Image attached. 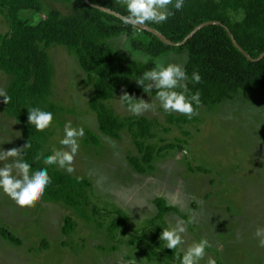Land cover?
<instances>
[{
  "label": "rangeland",
  "instance_id": "1",
  "mask_svg": "<svg viewBox=\"0 0 264 264\" xmlns=\"http://www.w3.org/2000/svg\"><path fill=\"white\" fill-rule=\"evenodd\" d=\"M39 1L43 17L50 10L67 17L73 6L71 0ZM117 1L123 4V0ZM30 17L36 24L41 14ZM229 17L239 22L243 14L231 12ZM8 29L1 12L0 35ZM109 43L118 54L143 64L140 57L144 53L135 51L129 38ZM41 47L53 69L46 106L59 109L41 153L51 155L54 148L62 147L59 141L67 121L84 128L75 172L70 175L55 165L53 171L87 182L81 193L88 204L75 209L43 196L34 205L19 207L0 192V229L8 234H0V264H179L151 260L147 252L155 229L163 231L181 221L186 229L184 250L206 239V251L216 264H264V248L254 239L256 228L264 227V91H238L212 108L200 107L197 123L171 125L166 122L169 114L149 94L137 99L152 107L134 115L120 100L123 91L118 89L107 103L113 113L122 119L151 120L156 124V138L147 143L175 147L161 151L153 169L140 175L129 163L131 158H140L130 132H122L114 140L99 131L96 115L89 108L95 77L89 79L65 47ZM153 59L185 67L188 53L170 52ZM148 64L154 69L151 61ZM11 81L12 76L0 71V92L7 93ZM4 104L0 97V151L24 148L22 126L7 114ZM87 133L99 140L98 146L85 144ZM8 163L11 159L2 160L0 167ZM156 199H163L178 213L171 212L162 223L156 222ZM119 218V227L111 230ZM142 232L143 242L128 244ZM162 244L165 249L166 243ZM200 264H207V258Z\"/></svg>",
  "mask_w": 264,
  "mask_h": 264
},
{
  "label": "trees",
  "instance_id": "2",
  "mask_svg": "<svg viewBox=\"0 0 264 264\" xmlns=\"http://www.w3.org/2000/svg\"><path fill=\"white\" fill-rule=\"evenodd\" d=\"M71 13L62 17L58 11L50 10L42 16L43 6L39 0H0V13L5 17L9 29L0 35V71L12 76L7 90L11 97L5 103V110L22 126L30 148L24 149L25 160L33 168L48 167L52 183L46 189L47 201L62 202L78 209L88 204L87 197L81 193L88 186L85 181L62 175L53 171V166L37 159L41 155L42 143L47 139L49 128L36 131L28 122V110L39 107L56 114L59 109L47 104L50 96L53 69L46 51L52 45L65 47L75 56L87 77L94 79V96L89 101V108L97 118L99 131L114 140L122 132L128 131L140 158L129 159L130 165L140 175L153 169L156 156L163 150H172L173 145L158 148L148 144L156 135V124L141 118H119L108 107L118 89L139 101L137 97L146 94L135 80L143 72L152 70L149 64H140L118 54L109 43L110 40L129 38L131 47L153 58L170 52L187 51L188 60L185 69L191 80L194 71L199 72L202 80L199 84L188 83L191 93H201V107L212 108L223 99L238 91L257 93L264 91V58L258 62L248 61L232 44L225 29L221 26H209L199 31L188 43L181 47L163 44L154 35L137 28L126 26L115 17L102 13L90 6L85 0H71ZM91 4L110 9L126 16L123 4L117 0H88ZM174 15L162 24H145L163 34L172 43L182 42L197 26L207 22H219L230 31L237 44L252 58L257 59L264 53V0H185L182 11L172 9ZM242 12L243 18L233 22L229 13ZM41 14L36 24L30 22V15ZM155 98V91L148 93ZM123 104L128 108L126 101ZM196 116L189 119L184 115H167L166 122L171 125L197 123ZM85 144L92 142L99 145V140L87 133ZM83 191V190H82ZM156 222H163L164 217L178 213L168 207L163 199H156ZM122 220L119 218L111 230H117ZM154 222V221H153ZM0 229V234H8ZM162 230L155 229L148 247L149 259L162 258L166 263L178 261L177 251L163 248L160 240ZM145 232L133 236L128 244L143 242Z\"/></svg>",
  "mask_w": 264,
  "mask_h": 264
},
{
  "label": "clouds",
  "instance_id": "3",
  "mask_svg": "<svg viewBox=\"0 0 264 264\" xmlns=\"http://www.w3.org/2000/svg\"><path fill=\"white\" fill-rule=\"evenodd\" d=\"M127 15L123 22L126 26L136 28L137 25L148 23L162 24L167 22L170 16L174 15L172 9L182 11L185 0H123ZM141 63L147 65L150 61L155 65L154 69L148 70L138 76L135 80L143 91L153 93L165 113H179L189 119L199 115L198 109L202 105L201 93L196 91L191 93L188 83L199 84L202 80L199 72L194 71L189 80L185 67L181 64L156 62L150 55L144 54L140 57ZM4 102H10L11 97L0 92ZM126 101L128 110L134 115H140L152 107V103L144 100H135L125 94L120 99ZM54 119L52 111H45L39 107L28 110V122L33 125L38 132L47 129ZM85 135V130L80 126H73L71 121H67L63 128V138L59 143L60 149L54 148L51 155H41L43 163L48 166H57L68 174L75 172L74 160L80 151V141ZM27 143L24 148L0 151V161L11 159V163L0 167V192L10 197L19 207L34 205L45 194L46 189L52 183L48 167L33 168V165L25 160L26 153L23 149L30 148ZM186 229L184 222H178L175 227L163 229L160 240L166 243L167 249H179L183 255L177 254L176 259L179 264H200L207 258V264H216L207 253L209 242L201 239L193 242L186 250L183 245L186 243L183 234ZM257 246L264 248V227H257L254 233ZM135 264V261L132 262Z\"/></svg>",
  "mask_w": 264,
  "mask_h": 264
},
{
  "label": "water",
  "instance_id": "4",
  "mask_svg": "<svg viewBox=\"0 0 264 264\" xmlns=\"http://www.w3.org/2000/svg\"><path fill=\"white\" fill-rule=\"evenodd\" d=\"M86 4L102 13H105L107 15H110L112 17H115L117 18L118 20L122 21L123 22V18L124 16L110 10V9H107V8H103V7H100V6H97V5H93L91 4L88 0H85ZM209 26H221L225 29V31L227 32L229 38L231 39L232 41V44L233 46L250 62H258L260 60H262L264 58V53L262 55H260L257 59H252L238 44L237 42L235 41L233 35L230 33V31L227 29V27H225L224 25H222L221 23L219 22H207V23H204V24H201L199 26H197L182 42L180 43H172L171 41H169L163 34H161L159 31H157L156 29L150 27V26H147V25H137V29L139 31H144V32H147L149 34H152L154 35L156 38H158L163 44H166L170 47H181V46H184L186 43H188L199 31H201L202 29L206 28V27H209Z\"/></svg>",
  "mask_w": 264,
  "mask_h": 264
}]
</instances>
